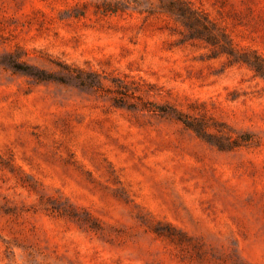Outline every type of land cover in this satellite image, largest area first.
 <instances>
[{
  "label": "rangeland",
  "instance_id": "obj_1",
  "mask_svg": "<svg viewBox=\"0 0 264 264\" xmlns=\"http://www.w3.org/2000/svg\"><path fill=\"white\" fill-rule=\"evenodd\" d=\"M180 1L0 0V264H264V0Z\"/></svg>",
  "mask_w": 264,
  "mask_h": 264
},
{
  "label": "trees",
  "instance_id": "obj_2",
  "mask_svg": "<svg viewBox=\"0 0 264 264\" xmlns=\"http://www.w3.org/2000/svg\"><path fill=\"white\" fill-rule=\"evenodd\" d=\"M171 4L169 5L168 11L172 14L177 15L178 17L182 18V20H184V23H186V25H190V20L188 21L189 17V13L191 12L190 8L185 5L183 2H181L180 0H171ZM230 55H233L231 52H228ZM247 54H243L238 60L242 61L244 63H247L249 66H251L260 76H264V64L260 61V59L258 57H254V60H248L247 58ZM9 67L15 71L18 72H22L24 75L34 79L35 81L38 82H47V81H57L54 78H52L51 74L42 71V70H37V71H32L34 70V68H32V66H27V70H23L21 67L24 66L23 62H18V60H13L9 62ZM26 67V66H25ZM36 70V68H35ZM83 85V84H80ZM176 116H175V120L182 122L183 124H185L188 128L190 129H194L195 128L189 124V122L187 120L184 119V117L182 116V114H180L179 112H175ZM197 132V130H196ZM199 133V132H198ZM201 133V132H200Z\"/></svg>",
  "mask_w": 264,
  "mask_h": 264
}]
</instances>
